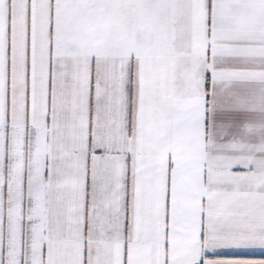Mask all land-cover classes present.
<instances>
[{"label":"snow or ice","instance_id":"6c2138e0","mask_svg":"<svg viewBox=\"0 0 264 264\" xmlns=\"http://www.w3.org/2000/svg\"><path fill=\"white\" fill-rule=\"evenodd\" d=\"M0 264H264V0H0Z\"/></svg>","mask_w":264,"mask_h":264}]
</instances>
